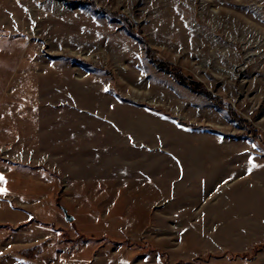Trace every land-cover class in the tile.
Masks as SVG:
<instances>
[{
	"label": "rangeland",
	"instance_id": "1",
	"mask_svg": "<svg viewBox=\"0 0 264 264\" xmlns=\"http://www.w3.org/2000/svg\"><path fill=\"white\" fill-rule=\"evenodd\" d=\"M0 176V264H264V0H0Z\"/></svg>",
	"mask_w": 264,
	"mask_h": 264
},
{
	"label": "trees",
	"instance_id": "2",
	"mask_svg": "<svg viewBox=\"0 0 264 264\" xmlns=\"http://www.w3.org/2000/svg\"><path fill=\"white\" fill-rule=\"evenodd\" d=\"M88 4L91 5L96 12H103L102 10H99L98 8H96V6L92 2H89ZM107 15L109 17L112 16V14H109V13H107ZM124 21L126 22V20ZM128 31L132 32L130 28H128ZM145 53L147 56L150 57V60L158 68L170 72L180 83L185 84L186 86L190 87L194 91L207 95L216 104V106L227 111V113L231 115L232 120L236 122V124L254 133L255 134V136L253 137L254 140L257 139L256 128H254V126L251 123L246 122L244 119H242L238 115V113L232 108L231 104L225 102L222 98H219L213 95L212 93H210L200 82L196 81L193 77L184 75L180 71L179 68L173 67L170 64L156 58L155 55H153L154 53L150 49H148L146 46H145ZM263 247H264V243L257 246L256 249L261 250Z\"/></svg>",
	"mask_w": 264,
	"mask_h": 264
},
{
	"label": "water",
	"instance_id": "3",
	"mask_svg": "<svg viewBox=\"0 0 264 264\" xmlns=\"http://www.w3.org/2000/svg\"><path fill=\"white\" fill-rule=\"evenodd\" d=\"M62 210H63V213H64V215H65V219H66L68 222H72L73 219H74V217L68 213V211L66 210V208L62 207Z\"/></svg>",
	"mask_w": 264,
	"mask_h": 264
},
{
	"label": "snow or ice",
	"instance_id": "4",
	"mask_svg": "<svg viewBox=\"0 0 264 264\" xmlns=\"http://www.w3.org/2000/svg\"><path fill=\"white\" fill-rule=\"evenodd\" d=\"M251 163V161H250ZM253 167H255V165H253ZM249 171H251V169H249ZM4 180L3 176H0V182H2ZM4 192H6V189H2L0 188V194H3Z\"/></svg>",
	"mask_w": 264,
	"mask_h": 264
}]
</instances>
